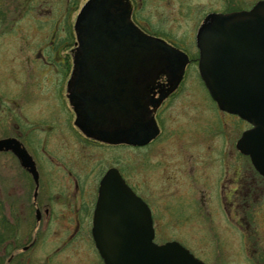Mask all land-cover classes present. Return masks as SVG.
Masks as SVG:
<instances>
[{
	"label": "flooded vegetation",
	"instance_id": "obj_1",
	"mask_svg": "<svg viewBox=\"0 0 264 264\" xmlns=\"http://www.w3.org/2000/svg\"><path fill=\"white\" fill-rule=\"evenodd\" d=\"M89 1L23 0L19 7L22 23L12 31V34L20 32L21 39L9 48L13 53L5 54L4 64L0 63V70L6 68L1 80V87L4 88H0L4 91V97L0 96V140H7L3 149H0V154L6 158L4 175L7 184L2 201L7 239L3 252L6 260L2 263L0 258V264H12L17 258L26 262L28 257H21L22 254L41 243L38 242L40 237H47L46 241L51 244L47 249L50 252L42 255V264H105L92 234L100 194L106 200L136 194L149 208L153 241L161 244L175 240H157L159 231L154 210L138 190L147 196L150 192L142 187V183L136 184L130 173L126 174L121 154L123 148L142 150L154 146L165 150L166 143H170L173 138H180L179 143L185 153L181 159L182 165L186 175L189 172L194 179H197L201 168L194 149L200 155L204 153L210 156V165L215 157L218 158L221 173L217 183L216 207L229 218L233 227H236L235 223L242 227L244 219L246 227L250 228L249 214H255L263 224L264 192H260L263 198L256 206L260 194L257 184L251 180V173L263 181L264 176L255 170L249 155L237 148L242 133L253 125L236 114L221 110L209 95L199 72L197 30L190 44L178 46L174 43L176 40L169 36L147 32V25L144 26L139 18L144 11L142 0H123L128 3L130 19L137 28L149 36L163 39L187 55L188 61L181 77L176 82L171 72L158 70L160 66L157 62L150 64L148 70L135 72V56L127 58L111 54L110 51L98 56H87L86 69L79 74L75 72L74 63L80 45L76 23ZM123 7L109 4L105 10L109 18L103 25L115 28L112 25L124 12ZM149 10L158 12L159 7L154 6ZM45 14L51 15L49 26L43 23ZM58 14L70 18L74 16L72 31H68L66 38L62 34L65 28H60V19L56 18ZM70 18L65 21L68 27ZM43 31H46V36L39 41L38 37L43 35ZM22 48L24 52L28 48L32 50L31 55L21 54ZM147 57L151 61L160 55L156 52ZM191 68L193 76L197 74L196 79L214 103L211 110L220 119L217 125L210 108L203 102L193 104V107L197 113L202 112L208 117L204 116L208 120L205 124L202 119L192 123L181 118L180 112L189 103L185 99L175 103L169 112L166 110L169 101L177 97ZM101 94L102 97H99ZM123 100L127 101L124 105L128 107L132 104L129 108L135 113V120L153 125V128L156 123L158 133L147 143L140 145L120 141L127 122L124 120ZM172 109L176 111L174 119L171 116ZM167 120L174 127L169 124V134L160 140ZM87 125H92L93 130L100 126L105 136L114 141L88 135L82 128ZM93 151L103 153V159H97ZM131 152L135 153V150ZM146 158L141 154L136 155L135 159L143 162ZM108 172L113 177L101 191L102 181ZM187 178L192 180L190 176ZM189 189L196 192L195 189ZM184 194L187 195L186 192ZM206 196L210 199V193ZM192 200L194 204L198 203V207L209 202L195 197ZM201 214L203 216V212ZM22 225H26L25 231L21 230ZM255 232L252 229L246 234L248 248L253 250H244L245 264H264V235L259 232L252 239ZM6 250L10 251L6 253ZM31 251L36 257L41 255ZM191 253L206 264L201 254L198 257ZM217 254L221 252L217 251Z\"/></svg>",
	"mask_w": 264,
	"mask_h": 264
},
{
	"label": "water",
	"instance_id": "obj_2",
	"mask_svg": "<svg viewBox=\"0 0 264 264\" xmlns=\"http://www.w3.org/2000/svg\"><path fill=\"white\" fill-rule=\"evenodd\" d=\"M109 4L124 6V12L112 25L115 28L103 25L109 18L105 12ZM76 30L80 45L74 63L79 74L86 69L87 56L110 51L127 58L135 56V72L148 70L150 64L157 62L158 70L171 72L177 82L188 61L178 48L137 28L130 19L128 3L123 0H90L78 17ZM196 43L200 76L213 100L220 109L253 125L242 133L237 148L249 155L255 169L264 176V0H257L249 9L208 13L197 30ZM156 52L160 57L148 61L147 56ZM129 107L125 104L123 108L127 129L120 141L145 144L158 133L157 125L154 123L153 128L135 120ZM82 128L88 135L114 141L105 136L100 126L97 130L92 125ZM6 142L0 140V149ZM112 177L108 172L101 191ZM106 199L100 194L92 228L105 264H203L177 241L153 242L151 214L139 196Z\"/></svg>",
	"mask_w": 264,
	"mask_h": 264
},
{
	"label": "rangeland",
	"instance_id": "obj_3",
	"mask_svg": "<svg viewBox=\"0 0 264 264\" xmlns=\"http://www.w3.org/2000/svg\"><path fill=\"white\" fill-rule=\"evenodd\" d=\"M141 1V0H140ZM143 1V15L139 18L141 22L146 26L147 32L164 37H171L176 40L174 43L178 46L187 45L194 40L195 32L199 25L202 23V19L208 12H227L238 9H248L257 0H142ZM23 0H0V63L4 61L6 53H13L9 50L12 44L21 39L20 32L12 34V31L20 27L22 20L19 15V7L22 5ZM159 7L158 12H152L149 9ZM146 10V11H145ZM56 15V18L60 19V28H65L62 31L64 38L69 34L68 31H72L71 24L74 16L71 18L68 15ZM59 16V17H58ZM51 15H43V23L46 26L51 24L49 18ZM70 18V27L65 22ZM3 20H6L5 22ZM5 24V25H3ZM8 25H13L9 27ZM16 25V26H15ZM5 26V27H4ZM2 30V29H10ZM148 28V29H147ZM46 36V31H43V35L38 37L39 41H42ZM4 47V49H3ZM31 55L32 50L29 48L24 52L22 48L21 54ZM14 65H17L14 63ZM6 70V68H3ZM0 70V88L1 80L5 73ZM196 75L193 76V68L188 70V77L185 78L182 83L181 89L176 98L169 101L166 110H169L177 102L186 100L189 102L184 111L180 112L182 119L192 121L202 119V123L208 120L204 119L205 114H199L195 111L193 104H200L203 102L207 108H210V112L215 117L216 125L220 123V119L216 117L215 111L211 110L213 106L212 100L209 98L208 93L204 89V86L196 79ZM5 86V85H4ZM1 98L4 97V91L0 89ZM182 98V99H181ZM176 111L171 110V116L174 119ZM2 116V114H1ZM208 119V117L206 116ZM201 123V124H202ZM169 124H174L167 120L164 122V133L160 140L166 138L169 134ZM159 140V141H160ZM164 141V140H163ZM180 138H173L170 143H166V149L154 148L149 146L142 150L136 149H122V166L126 171V174L130 173L131 178L136 184H141L145 188L149 196L144 195L146 193L138 192L150 203L154 210L155 224L159 233H157V240L165 241L175 239L181 242L191 252L204 260L206 264H245L244 250H253L248 248L249 242L246 234L254 229L256 234L252 235L257 237L259 232L264 235V223L261 224L260 219L254 214H249L248 220L251 222L250 228H247L246 220L242 219V227H239L236 223L233 227V223L230 222L228 217H225L218 211V200L216 194L218 192V179L220 176V166L218 158L215 157L210 165V156L207 154H198L196 149L195 158L201 165V168L197 174V179H194L190 173L186 175V171L182 165V157L185 154L182 150L183 146H180ZM135 150V153L131 151ZM97 159H103L104 154L96 151L92 152ZM114 153V152H113ZM163 155V156H160ZM146 156L145 161H136V155ZM97 165V160H95ZM5 162L6 158L0 154V258L2 263H5L6 257L4 256V246L7 239L6 229L4 227V206L2 201L5 199L6 193V179H5ZM101 162V161H100ZM237 162V161H236ZM129 170V171H128ZM189 171V170H188ZM128 172V173H127ZM190 176L192 180L187 178ZM251 180L257 184L259 188V194L264 192V181L260 180L259 176L255 173H251ZM194 187V188H193ZM191 188L192 191H190ZM137 192V191H136ZM184 192L187 193L184 194ZM138 193V194H139ZM210 193V199L206 196ZM189 194V195H188ZM151 195H154L151 197ZM201 199L207 202L202 207H198V203L193 202L192 198ZM262 195L258 197L256 206L259 205ZM210 207L207 209V207ZM207 206V207H205ZM255 206V207H256ZM216 210V215L214 214ZM202 210V211H201ZM203 212V216L202 213ZM206 212V213H205ZM212 212V213H211ZM197 213H200L199 215ZM205 213V214H204ZM32 223L34 220L32 218ZM25 226L22 225L21 230L25 231ZM264 241V236L262 237ZM47 237L38 240L41 243L31 249L36 254H41L36 257L31 250L23 253L21 257L27 256L26 262L20 261L19 258L15 259L12 264H42V255L47 254V251L51 247V244L46 241ZM251 240V236L249 237ZM83 244V243H82ZM256 246V245H254ZM252 245V247H254ZM87 247V245H85ZM50 250V249H49ZM258 250V249H257ZM10 250H6L8 253ZM220 251L221 254H217ZM21 259V258H20ZM264 262V260H263ZM48 264V263H47Z\"/></svg>",
	"mask_w": 264,
	"mask_h": 264
}]
</instances>
